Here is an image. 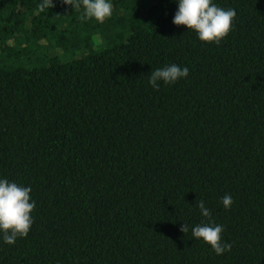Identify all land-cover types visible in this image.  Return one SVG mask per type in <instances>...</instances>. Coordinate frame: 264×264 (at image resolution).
<instances>
[{"label":"trees","instance_id":"obj_1","mask_svg":"<svg viewBox=\"0 0 264 264\" xmlns=\"http://www.w3.org/2000/svg\"><path fill=\"white\" fill-rule=\"evenodd\" d=\"M111 2L98 23L0 0V177L36 202L0 264H264V0H215L236 10L219 44L173 0ZM172 63L188 77L154 90ZM200 200L223 255L181 231L207 222Z\"/></svg>","mask_w":264,"mask_h":264},{"label":"clouds","instance_id":"obj_2","mask_svg":"<svg viewBox=\"0 0 264 264\" xmlns=\"http://www.w3.org/2000/svg\"><path fill=\"white\" fill-rule=\"evenodd\" d=\"M177 4L172 23L184 26L196 33L198 39L205 43L219 44L228 36L234 27L236 10L219 6L215 0H173ZM72 8H83L82 20H95L103 23L113 15L111 0H64ZM52 0H43L40 8L44 10L52 7ZM189 75V68L175 63L155 68L150 72L149 85L159 90L161 83L173 85ZM31 186H24L7 178L0 177V237L7 245H14L18 238H26L33 224V212L36 202L31 196ZM220 203L227 210L234 201L230 194H225ZM200 215L206 218L195 226L185 224L181 231L191 230L195 240L202 241L210 246L217 256L231 250L232 245L224 241L222 233L225 231L222 224L211 219L212 211L206 206L204 200L194 205Z\"/></svg>","mask_w":264,"mask_h":264}]
</instances>
